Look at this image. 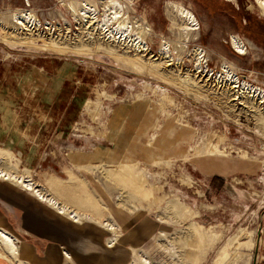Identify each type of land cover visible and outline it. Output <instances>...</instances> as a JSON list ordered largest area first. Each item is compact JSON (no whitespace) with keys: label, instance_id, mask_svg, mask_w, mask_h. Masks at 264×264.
I'll use <instances>...</instances> for the list:
<instances>
[{"label":"rangeland","instance_id":"obj_1","mask_svg":"<svg viewBox=\"0 0 264 264\" xmlns=\"http://www.w3.org/2000/svg\"><path fill=\"white\" fill-rule=\"evenodd\" d=\"M28 1L0 0V167L110 218L120 232L112 247L91 223L103 234L102 264H138L134 252L157 264H264V16L255 1L117 0L149 29L143 52L104 44L99 21L66 6L100 13L102 0ZM169 2L194 14L193 39ZM163 43L171 57L160 55ZM223 66L235 84L217 80Z\"/></svg>","mask_w":264,"mask_h":264},{"label":"bare ground","instance_id":"obj_2","mask_svg":"<svg viewBox=\"0 0 264 264\" xmlns=\"http://www.w3.org/2000/svg\"><path fill=\"white\" fill-rule=\"evenodd\" d=\"M25 1L29 7L30 6L29 1L28 0H25ZM102 1L104 2V6H103V11L100 13L99 11L97 12V9H94L95 7L93 5L86 4L82 1H79V2L76 1L72 3L67 2L66 6L69 7L70 12L75 17H79L81 19L82 16L84 18L88 16H92L91 19L93 18L97 19L99 21L98 25L101 28L100 30L101 35L103 36V34H105V38L103 41L104 44L108 43L107 39L114 40V41L119 40L121 41L120 43L123 46H125L126 44L125 47L132 48L135 51H138V52L147 51L148 45L146 43V38L147 36L150 35L149 29L141 27L140 25H135V23L130 19L128 9L126 10V12H124L122 2H119L117 0H102ZM229 1L234 2V0H229ZM254 1L257 4V6L261 9V11L263 12V16H264V0H254ZM79 4L80 6H78ZM167 4L171 8L172 10L171 12H173L175 14V17L180 21L181 23L180 29L184 35V38L188 40L191 36H192L191 39H193L194 36H197V32H199L198 31L199 24L194 14L182 5H176L172 2H169ZM95 12H96V15H95ZM22 16L23 14L18 15V17H22ZM24 17H26V19L30 22L31 25H36V26L39 25V22L32 15L31 11H29L27 14H24ZM112 22H113V25H112ZM102 32L104 33L102 34ZM229 40H230L231 48H233L236 52L241 53V55H245L246 47L244 45V42L238 36L230 35ZM96 45H97L96 46L97 48L108 51V47L103 46L101 43L96 44ZM78 51H81V50H76V52ZM200 51L201 53H204L203 50H200ZM160 55H162L163 57H166V56L171 57L170 50H169V44L163 43V45H161ZM129 62L137 64L140 67L148 66L151 70H154L157 73V68H158L157 65L143 64L140 58L129 59ZM201 66H202L201 59H197L196 69L199 70ZM220 79H223L224 83H228V84H235L237 80L236 76L232 75L230 68L228 66H223L222 76L219 75L217 77L218 81H220ZM233 88H235V86ZM243 89L245 91H250L252 94H255L256 92V89L246 85L245 83H243ZM260 93L261 95H263L264 92H260ZM87 102L88 100L86 99L83 105L86 106ZM120 114H125V112L121 111L118 114H115L114 117ZM2 163L3 161L0 160V165ZM0 179L6 182L15 183L21 189L35 196L41 203H44L48 207H51L52 209L57 211L59 214L67 216L70 220L74 221V223L75 222L79 224L94 223V224L99 225V227L103 228L105 231H107L108 235H110L108 245L111 247L115 245L117 241L116 238H118L117 235H119L120 232H119V227L112 220H110V218H105L101 220L100 218L97 219L93 217L89 213L80 212L72 208H69L65 204L51 197L41 185L34 182L32 179L27 178L26 176H23V175L22 176L16 175L14 172L6 171L1 167H0ZM192 213H195V211H193ZM113 236L115 238H113ZM162 247L163 246H160L159 248H162ZM169 247L170 248L163 247L162 251L170 255L172 251L174 252L175 248L171 244V242H169ZM18 252H19L18 241L14 239L10 234L0 230V257L4 259H8L12 262H15L16 264H26L18 260V256H17ZM63 256H64L63 264H74L70 253L65 251L63 253ZM134 256L138 264H157L153 262L152 260L148 259L146 254H140L138 252H134ZM170 257L173 258L172 260H176L175 258L177 256L174 253V255ZM256 258L254 259L256 260Z\"/></svg>","mask_w":264,"mask_h":264},{"label":"crops","instance_id":"obj_3","mask_svg":"<svg viewBox=\"0 0 264 264\" xmlns=\"http://www.w3.org/2000/svg\"><path fill=\"white\" fill-rule=\"evenodd\" d=\"M96 148L109 152L102 145ZM11 184L0 179V230L18 241V260L26 264H63L62 249H66L76 264H102L103 234L96 233L91 223H74ZM92 256L99 260L96 262ZM0 264L16 263L0 257Z\"/></svg>","mask_w":264,"mask_h":264}]
</instances>
